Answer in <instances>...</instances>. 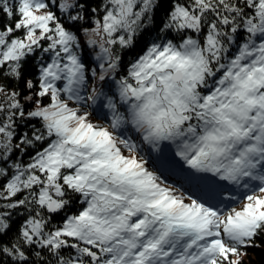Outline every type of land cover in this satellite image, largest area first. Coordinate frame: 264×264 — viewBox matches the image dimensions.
Returning <instances> with one entry per match:
<instances>
[{"label":"snow or ice","instance_id":"1","mask_svg":"<svg viewBox=\"0 0 264 264\" xmlns=\"http://www.w3.org/2000/svg\"><path fill=\"white\" fill-rule=\"evenodd\" d=\"M164 2L0 0V264H242L264 244V0H167L120 75ZM142 145L174 147L197 191Z\"/></svg>","mask_w":264,"mask_h":264},{"label":"trees","instance_id":"2","mask_svg":"<svg viewBox=\"0 0 264 264\" xmlns=\"http://www.w3.org/2000/svg\"><path fill=\"white\" fill-rule=\"evenodd\" d=\"M168 7H169V3L166 0V2L162 3V6L157 10L154 23L149 24L146 29L141 30L137 34L135 43L131 48L123 49V50L117 49V52L121 57V67L119 69L120 75H125L127 72V67L130 65V63L133 62L136 58H138V56L142 55L152 42L157 41L158 36L164 35L160 32V28L162 27L163 22L166 19V10L168 9ZM84 26L88 27L89 25L85 24ZM173 35L174 33L167 34L169 38H171ZM78 36L81 45L82 59H84V61L89 65V67H95L96 66V61L94 59L95 51L87 45L86 42L87 38L84 36L82 31L78 32ZM9 86L11 85L9 84ZM105 91H107V88H105ZM93 115H94L93 119H97L98 117H104L105 122H107L106 117L108 114L106 109L101 107V112H97V114H93ZM32 123L35 124L36 122L33 121ZM25 131H28L30 133L31 131L30 127L21 124L18 129V132L23 133ZM142 148H143V155H145L150 161L149 163L150 168L159 169L161 172H163L164 176L168 180L176 181L179 184V185L176 184V186L178 187L183 186L184 188V183L182 180L184 178L183 175H181L182 178L180 181L171 179L169 177L168 172L170 170H173V167L167 165L163 159L159 158L157 151H152L150 149V146L142 145ZM162 148L167 154H172L175 151L174 147H172L171 145H162ZM32 151L33 150L30 149L29 154H31ZM18 155H22V158L25 161H27L29 158L28 155H24L21 153H18ZM168 180L167 182H169ZM78 208H79L78 203L73 204L70 208L69 214L76 212ZM13 220L15 221V223H12L11 225L12 232L9 233V236L13 235L16 232L17 228L21 223V218L19 216H14ZM59 220L60 217H56L52 220V223L55 225L56 223H58ZM232 259H236V257L233 256ZM239 259L242 261V264H264V244H262L261 247L259 248L247 249V254L240 256Z\"/></svg>","mask_w":264,"mask_h":264},{"label":"rangeland","instance_id":"3","mask_svg":"<svg viewBox=\"0 0 264 264\" xmlns=\"http://www.w3.org/2000/svg\"><path fill=\"white\" fill-rule=\"evenodd\" d=\"M97 112H101V107L98 108L94 114H97ZM93 118H94V115H93ZM174 152L172 154H167L164 150L162 153L157 151L159 158L163 159L167 165H170L173 167L174 170L170 172V178L171 179L173 178L172 176L174 175L175 172L177 173V177H179V173H181V165L183 163L182 161H179V159L177 157H175ZM175 180L180 181L181 179L178 178ZM182 180L184 183V188L189 189L191 191H197V189L192 184H189L184 178ZM168 181L169 182H167V183H169V184H175V185L178 184L176 181H171V180H168ZM230 187H234V186H230Z\"/></svg>","mask_w":264,"mask_h":264},{"label":"bare ground","instance_id":"4","mask_svg":"<svg viewBox=\"0 0 264 264\" xmlns=\"http://www.w3.org/2000/svg\"><path fill=\"white\" fill-rule=\"evenodd\" d=\"M186 189V188H185Z\"/></svg>","mask_w":264,"mask_h":264}]
</instances>
